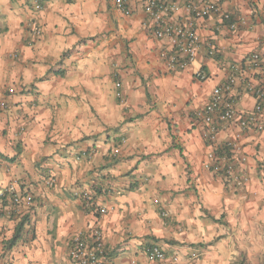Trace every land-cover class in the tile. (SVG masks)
<instances>
[{
	"label": "crops",
	"instance_id": "crops-1",
	"mask_svg": "<svg viewBox=\"0 0 264 264\" xmlns=\"http://www.w3.org/2000/svg\"><path fill=\"white\" fill-rule=\"evenodd\" d=\"M117 1L0 0V191L15 182L20 197L0 200V264H73L70 239L91 228L106 264H223L239 239L264 240V114L262 131L237 128L256 106L243 85L264 83V0H218L199 20L182 8L173 18L194 27L199 50L173 72L141 0H123L127 16ZM231 64L244 69L236 117L210 140L200 115ZM230 142L242 189L216 169Z\"/></svg>",
	"mask_w": 264,
	"mask_h": 264
},
{
	"label": "built area",
	"instance_id": "built-area-1",
	"mask_svg": "<svg viewBox=\"0 0 264 264\" xmlns=\"http://www.w3.org/2000/svg\"><path fill=\"white\" fill-rule=\"evenodd\" d=\"M217 1L182 0V3H180L179 0H141L142 10L149 20L148 29L150 34L157 40L168 39L169 41V50L163 49L159 53V58L166 70L173 72L189 68L196 60L199 50L194 27L176 21L173 16L183 8L193 20L204 19L211 13L219 12ZM115 7L126 16L131 13L123 0H118ZM222 18L228 23L230 30L235 29V24L230 23V17L227 13H223ZM215 53V48L209 45L208 56L214 57ZM246 63L249 69H256L260 63L259 55L252 54L248 56ZM243 71L244 69L240 66L231 64L228 78L224 83L212 89L209 100L200 115L201 121L206 127V138L212 140L219 131L226 129L234 122L236 110L234 101L229 95ZM194 77L199 81L205 80L203 71H198L194 74ZM118 86L117 83L116 87ZM243 90L255 100L256 106L252 114L238 120L237 128L240 132L248 130L262 131L263 125L259 123L258 116L264 114V83L253 84L247 82L243 85ZM6 108V104L0 102V111L6 110ZM225 148L222 155H217L216 169L230 180L236 189H242L244 179L238 163L244 161L243 157L238 159L233 157L231 152L238 150L236 143H227ZM81 157L87 158L88 155L83 152ZM52 183V180L46 181L48 185H52ZM17 188V184L12 182L5 191H0V200L7 197L12 205L17 206L20 204V197L16 193ZM104 213L105 210L102 209L101 214ZM146 255L151 261L162 262L165 259L164 253L156 247L148 248ZM68 256L73 264H106L101 232L97 228H91L84 233L72 236L69 242Z\"/></svg>",
	"mask_w": 264,
	"mask_h": 264
},
{
	"label": "rangeland",
	"instance_id": "rangeland-1",
	"mask_svg": "<svg viewBox=\"0 0 264 264\" xmlns=\"http://www.w3.org/2000/svg\"><path fill=\"white\" fill-rule=\"evenodd\" d=\"M225 151V150H224ZM262 237V235H261ZM234 255L224 260L223 264H264V240H254L251 244L239 239ZM249 245L250 247H247ZM197 260L198 257L194 256Z\"/></svg>",
	"mask_w": 264,
	"mask_h": 264
},
{
	"label": "trees",
	"instance_id": "trees-1",
	"mask_svg": "<svg viewBox=\"0 0 264 264\" xmlns=\"http://www.w3.org/2000/svg\"><path fill=\"white\" fill-rule=\"evenodd\" d=\"M225 149H226L225 146L221 147V148H219L218 150L215 151V154L220 156V155L223 154L222 152H224ZM22 225L23 224L21 223L20 225L17 226V228L15 230V234H14V236L11 239V244H14L18 240L20 229L22 228Z\"/></svg>",
	"mask_w": 264,
	"mask_h": 264
}]
</instances>
